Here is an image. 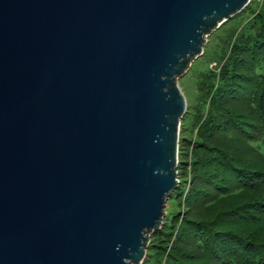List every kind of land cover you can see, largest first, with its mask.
Instances as JSON below:
<instances>
[{
  "label": "water",
  "instance_id": "95a60500",
  "mask_svg": "<svg viewBox=\"0 0 264 264\" xmlns=\"http://www.w3.org/2000/svg\"><path fill=\"white\" fill-rule=\"evenodd\" d=\"M250 0H0V264H144L179 183L178 79Z\"/></svg>",
  "mask_w": 264,
  "mask_h": 264
},
{
  "label": "trees",
  "instance_id": "16d2710c",
  "mask_svg": "<svg viewBox=\"0 0 264 264\" xmlns=\"http://www.w3.org/2000/svg\"><path fill=\"white\" fill-rule=\"evenodd\" d=\"M238 14L242 16L229 20L243 24L232 47L215 52L205 49L202 54L217 60L220 72L200 69L203 77L194 85L203 90L205 100L187 103L181 123L179 164L188 151L186 141L193 138L189 123L200 116L187 200L188 204L192 196L201 200L213 216H188L179 225L169 253L160 250L161 245L159 250L149 247L144 264H264V0H250ZM192 72L187 78L195 81ZM210 94L212 100L207 103ZM178 168L183 169L182 165ZM165 220L156 231L161 234H153L152 242L171 239L162 236L173 233L165 228L170 224ZM192 244L198 248L195 254Z\"/></svg>",
  "mask_w": 264,
  "mask_h": 264
},
{
  "label": "rangeland",
  "instance_id": "374dc122",
  "mask_svg": "<svg viewBox=\"0 0 264 264\" xmlns=\"http://www.w3.org/2000/svg\"><path fill=\"white\" fill-rule=\"evenodd\" d=\"M251 7L254 9L255 3H252ZM240 15L241 14L237 13L234 16H232L230 19L238 18L237 16H240ZM245 19H246V16L244 17L243 21H245ZM229 20L225 21L219 27H217L211 32V34L207 37V40L204 44V51L205 49H209L212 52L222 51V50L227 51L228 47L229 48L232 47L235 34L238 30L239 31L241 30V27L243 26V24L242 22H238V20L237 22L235 21V23L230 24ZM226 56L222 59L221 65L224 64L226 60ZM197 64L199 65L196 67ZM194 67L198 68L199 70H195ZM207 68L213 69V73L220 72V64L218 63L217 60L209 56H204L201 54L200 56L196 57L192 61L188 70L178 79L181 89L187 99V103H192L193 105H195L197 103H200V101L205 100L203 90H200L199 87L198 86L196 87L194 84H196V82L197 83L200 82L199 80L196 81V79L203 77V74L200 69L207 70ZM192 70L195 72V81L187 78V75H194ZM249 79L252 80V78H249ZM196 89H197V92L195 93ZM211 100H212V94H210L209 99L207 100V103L211 102ZM205 105H206V102H205ZM204 111H206V108L204 109ZM200 125H201L200 116H195L192 124L191 122L189 123L188 130L192 132L193 138L190 140V142L186 141L185 143L187 144L186 148L188 151H186L187 152L186 156H182V161L184 163L183 164H179L180 162L178 163V167L179 165L180 167L181 165L183 167V169L178 168V178L179 180L181 179L182 181L181 182L179 181L177 188H175L171 196L168 198L167 203H166V208H165V218H164L163 224L161 225L159 229H157V230H160L163 227L166 221L165 219L167 218V221L170 224L168 226H165V228H168V230H172L173 233L169 236L168 235H162V236L167 237V238L170 237L171 239L166 242V241H160V238H159L158 240H154V242H152L151 237L153 236V234H156V235L161 234L160 232H156L157 230H155L150 235L149 242L147 244V250L149 249V247L150 248L152 247L151 249L159 250L158 245H161L160 250H162L166 254L169 253L170 249L172 248L174 244L173 241L177 237L179 225L183 223L184 221H186L188 216L195 218V219H197L198 217L206 218V217H210L211 215L213 216V214L209 213V210L207 209V205L203 204L201 200L194 199L193 196L189 200V204L187 200L188 195H189L188 194L189 188L191 187V184H192V169H191V157H192L191 155L192 154H191V151H192V146H194L195 141H196L195 138H197L196 136H198L199 134ZM180 133H181V128H180ZM216 134L221 135L222 133L216 132ZM222 135H225V134H222ZM231 135L234 136L233 134ZM179 140H180V135H179ZM217 141L221 143L222 145L227 146L222 136H217ZM234 150L236 151L238 149L234 147ZM178 158L180 161L179 154H178ZM198 185L200 186L201 183H198ZM206 189H209V187ZM162 247H164V249H162ZM192 250L194 251L193 253L195 254L198 248H196V246L193 245ZM145 259H146V256L144 260Z\"/></svg>",
  "mask_w": 264,
  "mask_h": 264
}]
</instances>
